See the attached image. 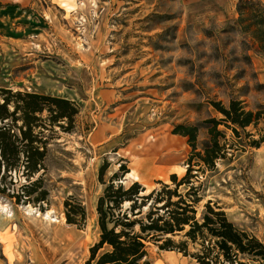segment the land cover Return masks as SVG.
Segmentation results:
<instances>
[{"label":"rangeland","instance_id":"1","mask_svg":"<svg viewBox=\"0 0 264 264\" xmlns=\"http://www.w3.org/2000/svg\"><path fill=\"white\" fill-rule=\"evenodd\" d=\"M239 1L0 0V86L66 96L80 107L73 130L58 129L49 143L47 202H16L0 192V264H93L104 160L106 181L123 157L131 172L122 182L142 175L149 190L159 185L155 179L170 182V173L181 177L187 170L191 146L173 125L198 123L201 149L209 138L204 120L222 115L211 100L240 98L252 109L264 104V50L239 20ZM249 4L264 11V0ZM220 127L244 148L198 170L199 214L211 199L264 241V141L248 144L249 132L260 136L264 118L240 128L241 136ZM162 162L172 171L157 172ZM12 180L6 177L18 189L25 178L19 172ZM69 194L86 208L82 227L65 221ZM48 212L56 221L45 218ZM148 258L149 264H197L155 244Z\"/></svg>","mask_w":264,"mask_h":264},{"label":"trees","instance_id":"2","mask_svg":"<svg viewBox=\"0 0 264 264\" xmlns=\"http://www.w3.org/2000/svg\"><path fill=\"white\" fill-rule=\"evenodd\" d=\"M258 2L240 0L239 20L245 22V29L252 31L264 50V11L249 4ZM211 103L222 115L204 120L209 138L201 149L198 123L179 122L171 130L187 136L191 146L183 176L172 172L170 182L157 178L159 185L147 190L137 179L128 184L122 182V176L130 172L125 158L120 157L125 161L120 162L107 181L103 176L108 161L100 164L97 176L104 186L95 203L99 238L89 248L90 259H95L93 264H149L151 244L178 250L197 264H250L247 257L264 264V241L239 227L222 205L208 199L199 214L201 185L195 183L198 170L204 166L213 169L218 159L244 148L230 143L220 125L241 136L240 128L256 126L264 118V104L257 109L247 108L240 98H231L228 104L221 100ZM79 110V104L66 96L0 86L1 193L15 197L16 202H47L49 191L44 186V173L49 143L58 129L73 130ZM259 130L258 137L249 132L253 136L248 144L259 146L264 141V129ZM19 172L25 181L18 184V189H10L6 177L13 184L12 178ZM181 185H186L184 191L180 190ZM63 206L67 223L84 226L86 208L79 197L69 194ZM178 234L180 238L175 237Z\"/></svg>","mask_w":264,"mask_h":264},{"label":"crops","instance_id":"3","mask_svg":"<svg viewBox=\"0 0 264 264\" xmlns=\"http://www.w3.org/2000/svg\"><path fill=\"white\" fill-rule=\"evenodd\" d=\"M172 164H170V163H164V162H162V165H159V167H157V169H156V171L157 172H163L164 174L165 173H169V172H171L172 170H171V168H170V166H171ZM134 169V168H133ZM133 169H132V171H133ZM134 170H136V169H134ZM137 171V170H136ZM130 172H131V169H130ZM129 172V173H130ZM128 173V174H129ZM127 174V175H128ZM139 174V173H138ZM140 175V174H139ZM143 175H145V174H143ZM146 177V176H145ZM141 178H144V176H142V175H140V176H137L135 179H137V180H141ZM147 188V187H146ZM102 264H107V263H102Z\"/></svg>","mask_w":264,"mask_h":264},{"label":"bare ground","instance_id":"4","mask_svg":"<svg viewBox=\"0 0 264 264\" xmlns=\"http://www.w3.org/2000/svg\"><path fill=\"white\" fill-rule=\"evenodd\" d=\"M45 218H46V219L51 218V216H50V212H48V213L46 214ZM51 220H52V221H56V220H54V219H52V218H51Z\"/></svg>","mask_w":264,"mask_h":264}]
</instances>
